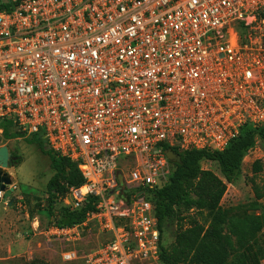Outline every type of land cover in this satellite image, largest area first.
I'll list each match as a JSON object with an SVG mask.
<instances>
[{
	"label": "built area",
	"instance_id": "obj_1",
	"mask_svg": "<svg viewBox=\"0 0 264 264\" xmlns=\"http://www.w3.org/2000/svg\"><path fill=\"white\" fill-rule=\"evenodd\" d=\"M9 3L0 121L76 164L83 183L63 207H93L45 235L71 243L94 226L107 240L84 264H157L147 192L168 181L166 152H222L243 126L264 127V0H0Z\"/></svg>",
	"mask_w": 264,
	"mask_h": 264
},
{
	"label": "trees",
	"instance_id": "obj_2",
	"mask_svg": "<svg viewBox=\"0 0 264 264\" xmlns=\"http://www.w3.org/2000/svg\"><path fill=\"white\" fill-rule=\"evenodd\" d=\"M12 6L0 4V10L9 11ZM0 129L4 140L21 138L9 121H0ZM24 140L48 157L54 172L46 185L45 207L48 217L53 219L52 226L67 229L82 224L93 209L91 200L80 210L62 205L56 208L69 189L83 183L76 164L54 154L39 135ZM257 141L264 142V127L245 125L222 152L170 149L180 156V163H172L165 185L147 192L159 232V264H261L264 261V216L252 214L246 206L227 209L221 206L226 185H234L240 179L243 161ZM203 161L215 163L221 178L204 171ZM20 164V158L11 154L9 167ZM262 169L260 161L254 162L253 176L248 180L257 202L264 201V182L259 185L255 181ZM164 237L172 240L168 246Z\"/></svg>",
	"mask_w": 264,
	"mask_h": 264
},
{
	"label": "rangeland",
	"instance_id": "obj_3",
	"mask_svg": "<svg viewBox=\"0 0 264 264\" xmlns=\"http://www.w3.org/2000/svg\"><path fill=\"white\" fill-rule=\"evenodd\" d=\"M2 146H6L11 154H15L21 160L18 167H8L6 170L11 178V188L14 190L11 197L12 206L0 203V218L19 224L17 231L21 244L16 245L14 258L1 260L0 264H84L83 258L86 254L97 250L107 238L101 235L94 226L78 229L79 239L71 243L44 235L53 222L45 209L47 205L46 185L54 175L50 161L36 146L29 145L22 137L4 140L0 136V147ZM256 161H260L263 167L262 173L255 179L256 183L261 185L264 182V142L257 141L255 151L244 159L240 179L234 185H226V192L221 201L224 209L241 205L246 206L254 215L264 216V201L257 202L254 199L248 183L249 178L253 176L252 164ZM201 168L221 178L215 163L203 161ZM60 205L58 202L56 208ZM36 221L39 223L37 232H30L32 223ZM3 230L1 229V232ZM163 240L166 246L172 242L168 237H164ZM72 250L76 252L77 259L64 262L62 255ZM3 252L5 253V251H0L1 259L5 258ZM261 264H264V261Z\"/></svg>",
	"mask_w": 264,
	"mask_h": 264
},
{
	"label": "water",
	"instance_id": "obj_4",
	"mask_svg": "<svg viewBox=\"0 0 264 264\" xmlns=\"http://www.w3.org/2000/svg\"><path fill=\"white\" fill-rule=\"evenodd\" d=\"M166 158L171 163H180V156L172 151L166 152ZM10 161L11 153L9 152L8 148L6 146L0 147V193L2 194L0 203H5L6 201H8V206L13 203L11 197L14 191L13 188H11V178L6 172L9 167ZM117 179L119 184H121V177L119 175ZM107 195L109 196L110 193H108ZM139 197L141 198L142 194H140Z\"/></svg>",
	"mask_w": 264,
	"mask_h": 264
},
{
	"label": "crops",
	"instance_id": "obj_5",
	"mask_svg": "<svg viewBox=\"0 0 264 264\" xmlns=\"http://www.w3.org/2000/svg\"><path fill=\"white\" fill-rule=\"evenodd\" d=\"M15 173V172H14ZM17 174V173H15ZM5 206H8L6 204H4ZM12 206V205H10ZM25 224V223H22ZM18 225L17 222H13L11 220H7L4 218H0V251H5V253L3 252V254L5 255L4 259L0 258L1 260H5V259H12L14 258V252L16 245H20L21 244V239L20 236L18 235ZM38 225L39 223L36 221V223H32V230L34 231V233L37 232L38 230ZM1 229H4L3 232H1ZM34 236H36L35 234H33ZM45 235V233H44ZM41 246L40 242H39V247ZM159 263V262H158ZM157 263V264H158Z\"/></svg>",
	"mask_w": 264,
	"mask_h": 264
},
{
	"label": "clouds",
	"instance_id": "obj_6",
	"mask_svg": "<svg viewBox=\"0 0 264 264\" xmlns=\"http://www.w3.org/2000/svg\"><path fill=\"white\" fill-rule=\"evenodd\" d=\"M13 192H14V191H13ZM3 204H6V205H7V204H8V201H6V202H5V203H3Z\"/></svg>",
	"mask_w": 264,
	"mask_h": 264
},
{
	"label": "flooded vegetation",
	"instance_id": "obj_7",
	"mask_svg": "<svg viewBox=\"0 0 264 264\" xmlns=\"http://www.w3.org/2000/svg\"><path fill=\"white\" fill-rule=\"evenodd\" d=\"M2 137V136H1Z\"/></svg>",
	"mask_w": 264,
	"mask_h": 264
}]
</instances>
